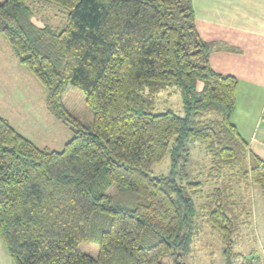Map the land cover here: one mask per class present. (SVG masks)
Listing matches in <instances>:
<instances>
[{"label": "trees", "instance_id": "trees-1", "mask_svg": "<svg viewBox=\"0 0 264 264\" xmlns=\"http://www.w3.org/2000/svg\"><path fill=\"white\" fill-rule=\"evenodd\" d=\"M52 5L66 11L62 28L37 23ZM0 36L47 89L51 113L75 126L48 150L0 116V241L13 264H163L190 254L205 224L232 264L250 219L243 191L259 185L264 199V160L231 120L238 79L211 67L221 46L200 37L192 0H3ZM69 85L91 123L64 107ZM167 86L183 116L155 111ZM195 142L207 161L198 170ZM167 155V174L154 173ZM97 215L108 224L92 256L77 246Z\"/></svg>", "mask_w": 264, "mask_h": 264}, {"label": "rangeland", "instance_id": "rangeland-1", "mask_svg": "<svg viewBox=\"0 0 264 264\" xmlns=\"http://www.w3.org/2000/svg\"><path fill=\"white\" fill-rule=\"evenodd\" d=\"M37 17L40 18L37 20L39 24L50 23L59 28L66 24V11L53 5L48 6L45 11H40ZM47 94V89L21 65L8 42L0 36V116L38 147L61 150L72 137L75 126L72 122L61 120L51 113L47 107ZM154 100L156 112L171 109L181 116L185 114L176 86H167L154 96ZM62 102L71 117L76 118L82 124L91 123L92 109L85 102V96L79 89L69 85L63 93ZM191 157L195 161L193 162L194 168L197 170L202 167V164H207L201 143L195 142L191 147ZM168 171L169 157L167 155L162 162L153 166V172L167 174ZM115 190V185L111 183L104 191L114 193ZM243 195L248 204L249 192L244 190ZM105 224H108L107 217L95 216L89 239L79 243L78 250L96 256L100 229L105 227ZM203 227L199 237L193 241V250L190 254L183 257L169 254L163 257L162 263L224 264L218 233L213 231L208 224ZM248 230L250 227L244 225L239 228L232 264H241L242 259L247 257H243L246 248L240 239Z\"/></svg>", "mask_w": 264, "mask_h": 264}, {"label": "crops", "instance_id": "crops-1", "mask_svg": "<svg viewBox=\"0 0 264 264\" xmlns=\"http://www.w3.org/2000/svg\"><path fill=\"white\" fill-rule=\"evenodd\" d=\"M200 37L220 43L211 67L238 79L231 120L251 151L264 160V0H192ZM228 47V49L224 48ZM250 230L240 239L241 264H264V199L259 185L249 190ZM198 238V237H197ZM0 264H13L0 241Z\"/></svg>", "mask_w": 264, "mask_h": 264}]
</instances>
